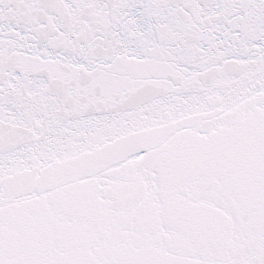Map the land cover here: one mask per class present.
I'll list each match as a JSON object with an SVG mask.
<instances>
[{
	"label": "snow or ice",
	"instance_id": "obj_1",
	"mask_svg": "<svg viewBox=\"0 0 264 264\" xmlns=\"http://www.w3.org/2000/svg\"><path fill=\"white\" fill-rule=\"evenodd\" d=\"M0 264H264V0H0Z\"/></svg>",
	"mask_w": 264,
	"mask_h": 264
}]
</instances>
